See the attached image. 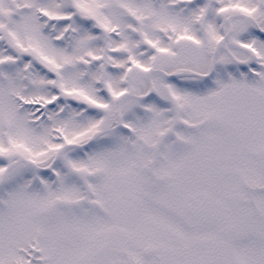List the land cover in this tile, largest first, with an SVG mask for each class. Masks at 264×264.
<instances>
[{"label":"snow or ice","instance_id":"obj_1","mask_svg":"<svg viewBox=\"0 0 264 264\" xmlns=\"http://www.w3.org/2000/svg\"><path fill=\"white\" fill-rule=\"evenodd\" d=\"M0 264H264V0H0Z\"/></svg>","mask_w":264,"mask_h":264}]
</instances>
